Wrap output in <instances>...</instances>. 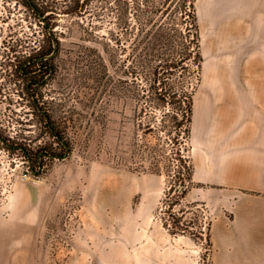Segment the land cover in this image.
Listing matches in <instances>:
<instances>
[{
	"label": "rangeland",
	"instance_id": "rangeland-1",
	"mask_svg": "<svg viewBox=\"0 0 264 264\" xmlns=\"http://www.w3.org/2000/svg\"><path fill=\"white\" fill-rule=\"evenodd\" d=\"M208 2L214 16L226 12L219 28L231 29L225 45L232 51H219L220 40L207 59L201 36L194 99L206 93L205 62L233 61L237 74L222 71L238 90L235 76L241 88L246 69L260 76L250 58L260 48L264 89V0ZM135 11L133 0H0V211L10 218L16 207L37 205L44 215L36 264H213L212 205L194 201L192 185L182 196L178 166L140 168L150 164L141 157L143 130L128 92L116 91L121 77L130 84ZM194 125L193 114L190 159ZM127 208L154 238L149 258L100 255L108 251L99 249L101 239L124 237Z\"/></svg>",
	"mask_w": 264,
	"mask_h": 264
},
{
	"label": "crops",
	"instance_id": "crops-1",
	"mask_svg": "<svg viewBox=\"0 0 264 264\" xmlns=\"http://www.w3.org/2000/svg\"><path fill=\"white\" fill-rule=\"evenodd\" d=\"M222 28L228 40L231 29ZM230 51L226 46L225 53ZM250 58L251 62L258 60L260 76L246 69L245 88H241L240 79L239 90H209L202 97L201 132L192 147L193 189L189 193L194 201H207L213 207V264H264V89L258 86L261 48ZM20 210L14 208L10 218L0 211V264H36L38 227L45 224L44 215L37 205ZM129 210L124 237L106 243L101 239L99 249H108L101 256H153L156 247L147 224H140ZM145 215L147 211L142 210Z\"/></svg>",
	"mask_w": 264,
	"mask_h": 264
},
{
	"label": "trees",
	"instance_id": "trees-1",
	"mask_svg": "<svg viewBox=\"0 0 264 264\" xmlns=\"http://www.w3.org/2000/svg\"><path fill=\"white\" fill-rule=\"evenodd\" d=\"M133 4L136 18L127 70L130 84L126 88L121 77L116 91L118 97L122 91L128 92L138 114L137 125L143 130L141 157L150 164L140 168L161 173L162 168L170 172L172 166H178L177 180L185 197L193 174L187 148L196 91L193 75L203 63L196 0H133ZM54 51L55 47L48 55Z\"/></svg>",
	"mask_w": 264,
	"mask_h": 264
},
{
	"label": "bare ground",
	"instance_id": "bare-ground-1",
	"mask_svg": "<svg viewBox=\"0 0 264 264\" xmlns=\"http://www.w3.org/2000/svg\"><path fill=\"white\" fill-rule=\"evenodd\" d=\"M196 5L204 55L207 59L211 58L213 56L212 47L214 46V44H217L218 42L220 43V40L222 47L219 51L225 53V44L228 42V40L225 38L226 30L225 28H219L218 20H222L225 17L226 12L223 9L218 8V15L214 16L213 10H211L208 0H198V3ZM227 65L228 64L226 62H223L221 60L205 62L202 89L205 91L229 89V87L227 86L229 84V79L225 76L222 70L228 68L232 70L234 74H237V65H228L229 67ZM237 78L240 80L239 77ZM237 78L235 76L237 89L239 90V80H237ZM231 83H234V78L232 79ZM230 89H232L231 86ZM203 115V101L200 96H197V98L194 99V133L197 137H199L201 132V120Z\"/></svg>",
	"mask_w": 264,
	"mask_h": 264
},
{
	"label": "flooded vegetation",
	"instance_id": "flooded-vegetation-1",
	"mask_svg": "<svg viewBox=\"0 0 264 264\" xmlns=\"http://www.w3.org/2000/svg\"><path fill=\"white\" fill-rule=\"evenodd\" d=\"M50 59V58H49ZM44 60H47V59H44ZM51 60V59H50ZM42 61H43V59H42ZM41 61V62H42ZM50 68H48L51 72H53L54 70H53V68L51 67V66H49ZM52 68V69H51ZM39 112L41 113V115L44 117V118H46V121L49 123V121H48V116L46 115V113L43 111V110H41V109H39ZM46 155H42V157L44 158ZM41 157V158H42ZM38 162V164H39V166L40 165H42L43 163L41 162V160H38L37 161ZM33 171L35 170L34 169V167L31 165V167H30ZM41 168V166L39 167V169Z\"/></svg>",
	"mask_w": 264,
	"mask_h": 264
},
{
	"label": "water",
	"instance_id": "water-1",
	"mask_svg": "<svg viewBox=\"0 0 264 264\" xmlns=\"http://www.w3.org/2000/svg\"><path fill=\"white\" fill-rule=\"evenodd\" d=\"M57 49V43L55 44V50ZM55 54V51L50 55V56H48V58H51L53 55ZM48 121H49V119H48ZM68 149V148H67ZM69 151V150H68Z\"/></svg>",
	"mask_w": 264,
	"mask_h": 264
}]
</instances>
